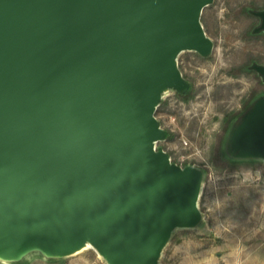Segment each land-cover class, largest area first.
Returning a JSON list of instances; mask_svg holds the SVG:
<instances>
[{
  "label": "water",
  "instance_id": "water-1",
  "mask_svg": "<svg viewBox=\"0 0 264 264\" xmlns=\"http://www.w3.org/2000/svg\"><path fill=\"white\" fill-rule=\"evenodd\" d=\"M209 1L0 0V254L87 233L117 264L155 258L198 179L154 147L156 85L180 87L175 55L209 48ZM240 127L264 150V103Z\"/></svg>",
  "mask_w": 264,
  "mask_h": 264
},
{
  "label": "rangeland",
  "instance_id": "rangeland-1",
  "mask_svg": "<svg viewBox=\"0 0 264 264\" xmlns=\"http://www.w3.org/2000/svg\"><path fill=\"white\" fill-rule=\"evenodd\" d=\"M262 13L264 0H210L200 11L209 48L175 55L181 86L159 91L153 112L172 136L154 147L197 173L196 202L185 220L170 223L149 264H257L250 246H264V150L240 147L238 136L242 117L264 103ZM2 248L0 264H117L93 250L67 255L68 244L33 235Z\"/></svg>",
  "mask_w": 264,
  "mask_h": 264
},
{
  "label": "bare ground",
  "instance_id": "bare-ground-1",
  "mask_svg": "<svg viewBox=\"0 0 264 264\" xmlns=\"http://www.w3.org/2000/svg\"><path fill=\"white\" fill-rule=\"evenodd\" d=\"M205 5H207V3ZM165 86V83H161L156 85V89L161 91L165 89ZM21 229H24L22 231L26 232L28 228L26 226H22ZM86 250H93L99 255H104L106 253L107 255L111 256L110 253L104 247V245H102V243H100L97 239L87 233H82L73 240H71L70 246L66 250V254L77 255L85 252Z\"/></svg>",
  "mask_w": 264,
  "mask_h": 264
},
{
  "label": "crops",
  "instance_id": "crops-1",
  "mask_svg": "<svg viewBox=\"0 0 264 264\" xmlns=\"http://www.w3.org/2000/svg\"><path fill=\"white\" fill-rule=\"evenodd\" d=\"M261 237L264 238V226L261 230ZM250 249L252 250L251 259L257 264H264V246H261L257 240L251 243Z\"/></svg>",
  "mask_w": 264,
  "mask_h": 264
},
{
  "label": "trees",
  "instance_id": "trees-1",
  "mask_svg": "<svg viewBox=\"0 0 264 264\" xmlns=\"http://www.w3.org/2000/svg\"><path fill=\"white\" fill-rule=\"evenodd\" d=\"M245 68V67H244ZM247 104H248V101H246L245 103H244V107H246L247 106ZM236 118V114H232V115H229V116H226V118H225V129H227L230 125H231V123L233 122V120ZM169 131H164V137H169V136H172V134L170 133H168ZM159 149V148H158ZM180 240H181V238L180 237H178V238H176V239H174V241H173V243H178V242H180Z\"/></svg>",
  "mask_w": 264,
  "mask_h": 264
}]
</instances>
